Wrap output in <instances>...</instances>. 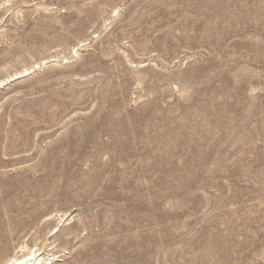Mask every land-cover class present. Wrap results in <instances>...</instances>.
Wrapping results in <instances>:
<instances>
[{
    "label": "rangeland",
    "instance_id": "obj_1",
    "mask_svg": "<svg viewBox=\"0 0 264 264\" xmlns=\"http://www.w3.org/2000/svg\"><path fill=\"white\" fill-rule=\"evenodd\" d=\"M49 58L0 89V231L55 264H264V0H0V83Z\"/></svg>",
    "mask_w": 264,
    "mask_h": 264
},
{
    "label": "bare ground",
    "instance_id": "obj_2",
    "mask_svg": "<svg viewBox=\"0 0 264 264\" xmlns=\"http://www.w3.org/2000/svg\"><path fill=\"white\" fill-rule=\"evenodd\" d=\"M121 10H122V7L116 8L114 11L115 15L116 16L120 15ZM73 53H74V58H79L80 49L77 48L73 50ZM68 61L69 60L66 59L65 63ZM56 63H59V61L54 58L42 60L40 63H36L32 67L24 69L23 71L18 72L13 76H10L7 80L1 81L0 89H2L3 87L7 86L8 84L14 81L15 82L18 80L20 81L21 79L32 76L37 71L45 69L48 66L52 64H56ZM60 218H62V216ZM59 225L51 228L49 231V234H53L54 232L58 231ZM53 235H55V239L58 237L56 236V234H53ZM34 239L35 241L39 239L38 234L34 236ZM14 241H15V236L12 230L9 232L0 231V264H55L57 260V257H56L57 255L51 254V252H47V249H46V248H49L51 245L43 246L37 243L29 244L25 241L23 243L21 242L20 244L15 245Z\"/></svg>",
    "mask_w": 264,
    "mask_h": 264
}]
</instances>
